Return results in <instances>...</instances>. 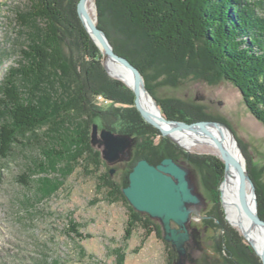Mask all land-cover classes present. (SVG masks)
I'll list each match as a JSON object with an SVG mask.
<instances>
[{
    "label": "trees",
    "instance_id": "trees-1",
    "mask_svg": "<svg viewBox=\"0 0 264 264\" xmlns=\"http://www.w3.org/2000/svg\"><path fill=\"white\" fill-rule=\"evenodd\" d=\"M59 2L27 0L25 11L16 12L25 48L18 67L0 86V161L10 159L19 147L35 150L34 167L21 178L23 185L33 190V198L43 201L63 186L76 166H101L99 152L90 146V128L95 122L105 129L112 127L133 137L129 171L141 159L154 166L172 159L195 171L212 202L201 227L209 231L211 247L218 255L225 252L220 264H260L224 219L218 191L222 161L208 155H187L145 123L129 89L107 77L100 64L101 54L78 19L75 5L67 15ZM97 7L99 27L114 52L135 66L143 78L147 80L151 69L164 73L171 85L188 75L210 85L229 82L264 127V0H98ZM130 35L141 39L144 48L137 47ZM71 36L84 51L81 58L74 59L64 51L69 49ZM98 96L111 105L97 107ZM159 106L169 120L194 123L208 119L199 108L165 110ZM248 173L256 189L258 215L264 220V194L250 163ZM100 186L126 204L107 173ZM128 208L126 238L136 217ZM150 224L144 221L149 228L146 235H159L157 225L150 229ZM69 227L68 232L83 238L75 223ZM123 261V255L119 256L117 264Z\"/></svg>",
    "mask_w": 264,
    "mask_h": 264
},
{
    "label": "rangeland",
    "instance_id": "rangeland-1",
    "mask_svg": "<svg viewBox=\"0 0 264 264\" xmlns=\"http://www.w3.org/2000/svg\"><path fill=\"white\" fill-rule=\"evenodd\" d=\"M72 1L59 2L62 11L67 15L75 5ZM78 1L75 5L76 15ZM97 1L89 0L86 7L92 17L96 16L99 27ZM26 7L27 0H0V86L10 72L18 67L21 50L25 48V38L21 36L20 27L16 23V12H24ZM130 36L137 47L144 48L141 39ZM74 39L71 36L69 49L66 48L64 51L70 53L74 59L81 58L84 51L80 45L75 44ZM98 51L101 54L99 49ZM100 64L104 69L102 54ZM106 75L113 79L107 73ZM173 75L177 74L173 72ZM165 77L164 73L150 69L147 80L143 78L159 109V104L165 110L166 107L184 110L199 108L207 116V120L227 125L236 137L246 160L247 172L250 163L258 173V182L264 194V127L248 111L238 89L226 81L210 85L201 79H194L191 75L180 83L171 85ZM173 80L178 81L177 78ZM129 91L133 94L130 89ZM95 103L97 107L104 108L111 105L101 96L95 98ZM105 119L107 120L106 117ZM109 121L111 123L113 119L110 118ZM94 124L98 127V138L103 129L121 135L112 127L105 129L98 122ZM91 133L92 126L90 136ZM128 137L134 145L133 137ZM169 141L186 153L178 143ZM90 146L92 150L99 152L103 161L102 149L92 147L91 144ZM132 147L127 156H123L112 165L103 161L98 168L92 165L76 166L64 180L63 186L51 198L43 201L33 198V190L24 186L21 178L23 173L34 167L33 162L38 156L35 150L19 147L10 159L0 161V264H49L54 261L60 264H117L119 256L122 255L123 264H174L177 254L169 243L163 241V232L158 221L134 211L127 201L125 204L115 200L108 189L100 186L102 176L107 173L110 182L118 186L122 192L133 169L129 171L128 166L132 158ZM189 151L187 155H208L218 158L217 151L208 145H196ZM111 170L114 171L113 174H110ZM191 172L196 190L203 198V205L200 207V217H194L188 224L190 237L185 245L186 257L183 264H220L225 252L218 255L211 247L209 231L201 227V219L211 207V198L195 171L191 169ZM128 207L136 217L131 235L126 238L124 231L129 219ZM220 208L225 219L221 200ZM144 221L151 223L150 229L157 225L160 234L152 232L147 236L149 228L144 226ZM70 223L78 226V232L83 238H77L74 233L68 232ZM233 229L241 236L237 229ZM244 242L246 243L245 240ZM251 250L254 253L253 249Z\"/></svg>",
    "mask_w": 264,
    "mask_h": 264
},
{
    "label": "water",
    "instance_id": "water-1",
    "mask_svg": "<svg viewBox=\"0 0 264 264\" xmlns=\"http://www.w3.org/2000/svg\"><path fill=\"white\" fill-rule=\"evenodd\" d=\"M88 1H78L77 15L101 52L106 73L133 92L135 109L162 137L177 143L171 135L185 134L193 138L195 145H211L216 149V155L224 166L219 193L225 220L238 230L253 249L260 264H264V220L258 215L255 186L248 175L246 160L231 129L217 121L185 123L167 119L146 88L140 71L126 58L114 52L104 31L97 26L96 16L89 14L86 7ZM98 132L97 125H92L90 144L102 149L104 162L112 165L128 155L133 145L128 136L103 129L98 138ZM182 148L186 153L190 152L187 148ZM236 151L240 159L235 157ZM113 172L111 170L110 174ZM230 175L234 176V180H231V186L224 187ZM122 194L134 211L158 221L163 232V241L169 243L177 254L174 264H183L186 257L185 245L190 237L188 224L194 217H200V207L203 205V198L196 190L189 166L185 163L178 164L172 159H164L156 166L140 160L130 172L128 185L122 189ZM227 208L232 211L231 218L228 217Z\"/></svg>",
    "mask_w": 264,
    "mask_h": 264
},
{
    "label": "bare ground",
    "instance_id": "bare-ground-1",
    "mask_svg": "<svg viewBox=\"0 0 264 264\" xmlns=\"http://www.w3.org/2000/svg\"><path fill=\"white\" fill-rule=\"evenodd\" d=\"M87 5V4H86ZM88 10V9H87ZM171 137L180 145V146H182V147H184V148H187V149H189L190 150V148H192V147H194V146H196L195 144H193V138L191 137V136H188V135H185V134H183V135H171ZM180 140H181V142H180ZM180 143H182L183 145H181ZM208 146H211V145H208ZM211 147H213V146H211ZM214 148V147H213ZM215 149V148H214ZM216 150V149H215ZM235 157H237L238 159H240L239 157V154L237 153V151L235 152ZM231 180L233 181L234 180V176H232L231 177V175H230V179H228V182L224 185V187H229V186H231ZM224 196H225V194H224ZM226 199V198H225ZM227 214H228V217L229 218H231L230 217V214H232V211L230 212V209L229 208H227Z\"/></svg>",
    "mask_w": 264,
    "mask_h": 264
}]
</instances>
